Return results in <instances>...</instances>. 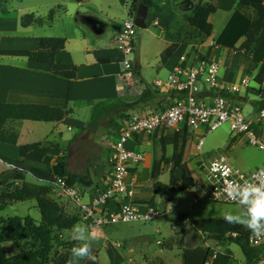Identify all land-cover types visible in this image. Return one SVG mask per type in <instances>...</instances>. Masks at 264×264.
<instances>
[{"label":"crops","instance_id":"obj_1","mask_svg":"<svg viewBox=\"0 0 264 264\" xmlns=\"http://www.w3.org/2000/svg\"><path fill=\"white\" fill-rule=\"evenodd\" d=\"M17 1L8 0L9 11L7 14L0 10V51L34 52L38 49V40L41 38H63L66 40V48L65 51L58 53L56 62L61 65L76 66L79 71L76 80H62L55 78L47 65L30 62L25 58L0 57V104L40 105L68 112V115L60 122L9 121L6 128L8 131L17 133L18 142L16 145L0 142V175L8 173L10 169L14 168L4 159H20V147L26 145H47L50 148V155L54 158L53 163H56L62 153L70 151V146L78 137L87 133L92 114L98 103L125 96L118 90V87L123 84L121 74L124 71V65L116 37L122 22L129 16V10H124L126 0ZM155 2L159 9H148L147 27L144 30H148L150 24L153 27H159V36H153L158 38L159 52H162L161 63L163 54L169 48H173L172 57L166 64L162 63L169 70L179 62L184 54L199 51H209L210 56L222 64L224 67L223 78L227 84L237 83L247 77L249 73L256 71L257 74L261 70L262 64H255L253 61L248 63L243 58L234 55L233 51L242 48L245 34L252 24L247 14L239 10V4L241 2L264 4V0H155ZM201 3L212 4L217 9L211 17L214 30L210 37L202 34L186 20V16L190 15L194 7ZM57 8L62 9L57 13L55 21L50 27L33 25L24 28L21 25V17L24 15L35 14L45 17L51 10ZM140 48L139 43L136 52L138 62L135 67L137 74L141 75ZM106 60L109 63L102 62ZM255 83L263 89L264 83L259 84L257 81ZM144 84L149 83L136 80L132 87L136 90H139L140 87V91L143 92ZM251 90L252 87L244 95H237L234 99L241 105L250 104L256 113L259 103L264 97L258 92L256 94L251 92ZM159 95L165 102L163 107L158 108L159 99H153L140 104L134 110L137 112L136 115H146L162 110L167 103L166 98L162 94ZM154 108L158 109L153 111ZM250 116H253V112ZM118 127H113L109 132L113 141L118 137V133L113 130ZM66 130H77V134L65 138ZM187 135H190L195 143L196 136L189 132L186 134L185 131L162 130L152 136L140 134L133 143L128 145L132 150L143 152L145 161L130 170L128 193L131 196L123 200L126 204L140 208L148 199L156 201V207L162 203L163 194L167 193L170 186L171 171L174 166L171 162L165 170L163 166L156 165L158 155H160L157 140L161 136L163 138L175 136L185 138ZM168 151H170L168 152L170 155L172 152L170 148ZM185 163L189 166L197 184L195 173L200 174L197 161L194 159V162L185 161ZM175 176L177 182L181 184L182 172L179 169L175 170ZM27 181L35 184L31 174L27 175ZM108 181L109 169L105 186L92 183V186L88 187V201L104 190ZM152 182L157 185L154 190L156 193H153L149 198L143 189L145 186L151 185ZM157 188H160L158 192ZM50 197H52L51 194ZM172 203L173 201L168 203L166 214ZM186 220H191L190 215ZM196 220L202 219H195L192 222ZM137 238L144 240L141 245L145 246L146 254H142V257L138 258L137 255L135 257L131 243L128 248H124L125 243L124 245L122 243L121 247L102 248L108 253V256L107 258L100 257L101 262L109 264H172L173 261L178 260L177 264H184V253L168 255L164 250H158L157 246L148 245L145 242L148 240L146 236Z\"/></svg>","mask_w":264,"mask_h":264},{"label":"rangeland","instance_id":"obj_2","mask_svg":"<svg viewBox=\"0 0 264 264\" xmlns=\"http://www.w3.org/2000/svg\"><path fill=\"white\" fill-rule=\"evenodd\" d=\"M11 1L18 2L17 0ZM125 2L126 5L124 10L128 9L130 12L132 4L127 2V0ZM122 12L123 10L121 9V13ZM127 19H129V16L125 18V20ZM159 34V27H153L152 24H150L148 30H138V42L141 45L139 52L141 75L136 73L137 81L142 80L151 85H154L157 81H168L172 69L169 70L161 63L162 52H159L158 38L156 39V37L153 36H159ZM137 55L133 56L134 65L138 62ZM243 59L246 62L248 61V63L251 61L248 58ZM259 72L260 71H258V74ZM255 75L256 71L248 74L250 86L252 88L256 87L254 81ZM138 89L139 90H136V88L130 87L129 90L122 94H125V99L132 100L129 102H134L142 93L140 87ZM242 94L244 95L245 91H243L241 95ZM157 98L159 99L158 108L163 107L165 102L162 100L161 95L156 94L154 99ZM242 106L245 117L251 115L252 112L253 117H255L256 113L252 110L250 104ZM137 108L138 106L128 112L129 117L130 115L137 114V112L134 111ZM158 108H154L153 111ZM116 120V125L110 128L107 125L109 121L103 119V124L101 126L91 132L87 131L86 134L78 137L70 146V151L68 153H62L58 157V160H65L67 168L66 177L71 183H77L78 185L85 187L80 183V179H83L87 183L91 182L97 183L102 187L105 186L106 175L109 169V156L114 144L112 136H109V132L113 127L119 126L117 129L113 130V132L119 133L123 124L120 122L119 118ZM66 131L65 138L73 137L77 134V130ZM202 133L204 132L202 131ZM162 138L163 137L161 136L157 140V147L160 151V155H158L156 165L158 167L163 166L165 169L166 166H170L174 154V147L171 142L164 153L161 146ZM177 143L178 152L183 155L184 163L185 161L194 162V159L196 161L199 159L208 161L214 156L224 155L232 164L244 172H251L264 166V152L249 146L246 142V138L236 136L230 130L228 125H225L206 136V141L201 154L196 149L197 140L194 143V140L190 138V135H187L185 138L179 137ZM169 148L172 151L170 155L168 153L170 152L168 151ZM13 169L14 168L10 169L8 173L12 172ZM199 172L200 174L195 173L198 183L203 182L201 170ZM73 177H78V179L75 181L72 179ZM32 178H34L38 194L48 196L51 194L52 198L58 200L69 214L78 215L80 217L75 204L66 199H61L62 201H59L54 195L52 185L55 183L57 177H52L51 182H48L47 178L40 179L34 175H32ZM156 187L157 185L152 182L151 185L145 186L143 192L150 198L153 193H156L154 191ZM180 190L181 184H179L176 189H172L169 186L167 193L163 194L162 203L156 207L160 211L161 217L153 222H136L97 229L83 222L80 217V222L78 224L87 226L90 232H94L97 235L98 239L92 244L93 254L96 257L95 261L84 259L80 260L79 264H109L101 262L100 257L107 258L108 256V253L103 251L102 248L118 247V244H121L122 246V243L123 245L125 243V246H123L124 248H128L130 246L129 243H131L135 252V257L137 255V257L140 258L142 257V254H146V251L145 246L141 245L144 243V240L138 239L137 237L139 236H146L148 240L145 242L148 245L157 246L158 250H164L168 255H171L172 253L173 255H181L184 253V249L204 247L216 251L218 250V253L225 256L226 259L221 260L219 264H246L245 257L237 245L230 242L218 244L217 242L210 240L207 234L195 229L193 226L195 221L192 222L195 219H223V214L229 211L234 214L241 213L243 212V209L240 205L222 204L213 201H203L192 205L193 199L196 195L195 192L189 190L181 193ZM0 196H2L1 190ZM169 198H172L173 203L169 206V211L166 214V207ZM85 200H87V198H85ZM153 203L154 206H157L156 201L148 199L144 204L145 206L143 205L142 208H151ZM189 215L191 218L190 221L186 220ZM15 218H20L23 223L26 219H31L34 225L38 227L43 223L42 215L37 207L36 201L28 200L12 204H10L8 200L6 204L0 201V242L8 257H14L21 252L30 249H37L36 247L38 246V243L34 241L32 237L23 238L17 234L8 235L5 233L6 230H8V225L4 222L8 219ZM126 236L128 238H125ZM159 242H161V244H159ZM53 244L54 249L47 264H61L65 261H69L71 259V249L76 246L77 242L71 239V230H69L55 234ZM212 261L213 260H211L209 264H213ZM177 262L178 260H175L172 264H177Z\"/></svg>","mask_w":264,"mask_h":264},{"label":"built area","instance_id":"obj_3","mask_svg":"<svg viewBox=\"0 0 264 264\" xmlns=\"http://www.w3.org/2000/svg\"><path fill=\"white\" fill-rule=\"evenodd\" d=\"M133 0H127L132 4ZM137 14L129 12L117 34L116 41L120 45L124 71L121 74L120 93L129 90L136 82V67L133 56L138 50ZM241 58H253L252 51L244 48L233 51ZM224 67L212 58L209 51H199L181 56L172 68L167 82L157 81L155 87L159 94L166 98V106L146 115H132L122 122V128L113 142L109 156V181L107 187L88 201V188L71 183L66 177L62 185L56 181L52 185L54 195L66 199L76 205L81 220L94 228L131 224L136 222H153L161 217L156 207L142 208L126 204L123 200L130 197L128 178L133 167L145 161V155L139 150H132L133 143L140 134L152 136L162 130L185 131L196 136V149L201 154L206 136L225 125L236 135L246 138L249 146L264 152V107L258 106L255 117L243 113V106L234 97L248 92L251 88L249 77L239 82L227 84L223 78ZM258 72L254 77V81ZM251 92H258L264 97L263 89L258 84ZM264 99V98H263ZM262 99V100H263ZM202 131L204 133H202ZM203 174V182L191 189L195 192L192 205L203 201L238 205L227 199L224 192L229 181L243 183L258 173L263 167L251 172H244L224 155H217L205 161L197 160ZM216 194V195H214ZM87 198V200H85ZM161 244V242H159ZM254 248L264 245V238L259 241L250 239ZM121 247V244H118ZM253 264H264V252Z\"/></svg>","mask_w":264,"mask_h":264},{"label":"trees","instance_id":"obj_4","mask_svg":"<svg viewBox=\"0 0 264 264\" xmlns=\"http://www.w3.org/2000/svg\"><path fill=\"white\" fill-rule=\"evenodd\" d=\"M84 2L85 0H74ZM8 0H0V10L8 13ZM140 7L147 9H159L154 0H133L131 13L137 14ZM62 8L53 9L45 16L28 14L21 17V25L24 28L36 25L50 27L53 25L57 13ZM239 10L246 13L251 19L252 24L245 34V42L242 48L252 51L255 64H262L261 70L256 78L259 84L264 83V4H251L241 2ZM215 6L209 3H201L194 7L192 13L186 16L187 22L195 27L205 36L213 34V24L211 17L216 13ZM66 40L63 38H41L38 40V49L31 51H0V57H18L28 59L30 62L47 65L50 73L58 79L73 81L78 77V68L72 65H61L56 62L58 53L65 51ZM173 55V48H169L162 56V63L166 64ZM109 63L108 60L102 61ZM141 96L134 102H129L124 98L108 99L98 103L94 109L87 131H93L103 124V119L108 120V127L116 125L119 118L124 122L129 118L128 112L140 104L147 103L159 94L155 85L144 84ZM264 107V99L259 103ZM127 113V114H126ZM67 111L40 106V105H14L0 104V142L16 145L18 135L14 131H8L6 125L9 121L30 120L36 122H60ZM188 133L187 130H185ZM178 138H162L161 146L165 153L168 145L174 147L172 156L173 170L171 171L170 187L176 189L179 183L176 180L175 170L182 172L181 190L185 192L191 190L195 185V180L189 166L183 162V155L178 152ZM170 142V143H169ZM11 164L14 169L12 172L0 175V190L2 196L0 201L10 204L34 200L42 215L43 223L40 227L34 225L31 219L23 221L20 218L8 219L4 223L8 225L6 234H17L23 238L32 237L38 243L37 249L23 251L14 257H8L0 242V264H47L54 249L55 234L63 231L72 230L74 225L80 222L78 215H71L65 207L48 195H40L36 191V186L27 181V175L31 174L40 179L47 178L51 182L52 177L67 175L65 160H58L53 163V156L50 155V148L43 144H32L20 147V159H4ZM67 178V177H66ZM68 179V178H67ZM77 180L78 177H73ZM80 183L85 187H91L92 183L80 179ZM160 188H157V192ZM5 199V200H2ZM172 198L168 199L171 203ZM154 206V203L152 204ZM193 226L198 231L207 234L209 239L223 244L230 242L237 245L244 257L246 264H253L255 259L264 252V245L254 248L250 244V232L238 224H229L224 219H202L196 220ZM184 264H208L211 260L213 264H219L225 256L210 248L198 247L184 251ZM61 264H68L65 261Z\"/></svg>","mask_w":264,"mask_h":264},{"label":"clouds","instance_id":"obj_5","mask_svg":"<svg viewBox=\"0 0 264 264\" xmlns=\"http://www.w3.org/2000/svg\"><path fill=\"white\" fill-rule=\"evenodd\" d=\"M56 183L62 185L64 181L58 179ZM224 192L228 200L243 209L237 214L231 211L224 213L222 218L225 222L247 229L251 234L250 239L259 241L264 238V168L243 183L229 181ZM71 239L77 244L71 249L68 264H79L84 259L95 261L92 244L98 237L94 232H90L85 225L77 224L71 230Z\"/></svg>","mask_w":264,"mask_h":264},{"label":"water","instance_id":"obj_6","mask_svg":"<svg viewBox=\"0 0 264 264\" xmlns=\"http://www.w3.org/2000/svg\"><path fill=\"white\" fill-rule=\"evenodd\" d=\"M147 15H148V9L145 7H140L138 10L137 16H136V25L139 29H145L147 27Z\"/></svg>","mask_w":264,"mask_h":264}]
</instances>
